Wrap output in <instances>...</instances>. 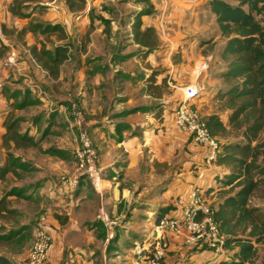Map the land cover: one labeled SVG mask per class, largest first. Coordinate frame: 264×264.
I'll use <instances>...</instances> for the list:
<instances>
[{"label": "crops", "instance_id": "1", "mask_svg": "<svg viewBox=\"0 0 264 264\" xmlns=\"http://www.w3.org/2000/svg\"><path fill=\"white\" fill-rule=\"evenodd\" d=\"M15 1L0 0L5 35L0 45V168L6 157L1 139L13 103L10 95L23 85L33 90V95L45 97L42 101L50 108L42 116H32H40L41 121L38 125L31 121L23 131L37 140L48 125L50 131L59 128L67 137L58 139L55 147L73 153L77 145L75 130L87 129L99 154L98 167L109 183L102 197L85 180L69 192L47 170L37 180L43 181L42 186L31 194L35 211H25L26 222L20 223L26 227L33 221L28 231L31 242L39 219L45 217L52 238L50 264H146L159 237L169 252L162 264H219L222 258L206 250L192 251L181 236L170 232L155 234L151 230L144 238L133 232L136 223L132 221L143 212L156 220L166 208L170 209L162 215L171 216L174 200L193 184L208 191L216 208L232 194L231 187L221 183L231 170L229 166L214 164L200 182L196 181L194 169L204 164L207 148L194 144L174 122L180 90L195 87L198 92L190 102L193 107L204 118L217 115L224 125L228 124L230 111L221 108L227 86L220 78L227 69L221 59L226 40L211 12L215 0H196L189 8L177 5L176 0ZM222 1L233 5L231 0ZM14 5L20 8L15 14L11 12ZM30 24H59L67 40H47L29 33ZM144 32L145 45L140 43ZM42 44L48 50L70 45L69 58L61 65L56 81L29 53L32 46L40 48ZM11 53H15L16 61L8 68L5 62ZM201 65L205 69L199 72ZM72 105L80 117L74 116ZM44 120L38 136L36 128ZM28 151L34 150L14 154L20 158V152ZM56 160L64 164L63 173L72 174L74 162ZM36 169L41 170L38 166ZM14 199L8 197L9 209L21 215L23 211L16 210ZM250 205L259 208L252 200ZM101 211L111 218L114 227L105 228L96 220ZM2 226L11 229L7 224ZM29 244L21 253L0 257L10 264H26ZM136 246L142 249L140 255Z\"/></svg>", "mask_w": 264, "mask_h": 264}, {"label": "trees", "instance_id": "2", "mask_svg": "<svg viewBox=\"0 0 264 264\" xmlns=\"http://www.w3.org/2000/svg\"><path fill=\"white\" fill-rule=\"evenodd\" d=\"M231 1L233 5L222 0H215L210 5L221 37L226 40L221 59L227 64V69L220 78L227 87L222 95L225 101L221 108L230 111V115L227 125H224L217 115L205 118V123L209 134L219 143V152L214 163L218 166H229L231 169L221 183L223 186H230L232 194L224 197L218 208L213 204L215 220L224 238L223 248L227 252L219 264H255V245L264 244V218L261 209L250 205L264 178V144L258 140L260 133L264 131V0ZM16 9L20 8L14 5L11 12L15 14ZM27 32L38 33L47 40L52 37L58 42L67 40L59 24H30ZM145 34L146 32L141 34L143 39L141 38L140 43L143 45ZM135 39L138 42V37ZM69 48V44H61L48 50L42 44L40 48L32 46L29 53L47 76L56 81L61 65L69 58ZM21 92L14 91L10 95L13 103L10 104V111L4 122L5 133L1 140L6 157L4 165L0 168L2 183L6 182L9 175L20 179L21 174L34 171L32 166L23 163L14 154L15 151L38 150L61 160L67 155V152L57 148H40L42 139L49 132V125L37 140L21 129L23 120L16 117L15 112L39 106L41 103L40 96H33V90H24L22 96ZM32 121L38 125L41 117H34ZM79 129L75 130L76 134ZM226 136H231V139L225 140ZM10 196L22 199L19 190L3 194L0 197V219L16 215V211L9 209L7 199ZM169 209L160 211L156 223L165 217L162 214L167 213ZM56 218L60 220L59 217ZM60 223L63 224L64 221L60 220ZM26 229L29 231L31 227L6 230L0 224V245L12 246ZM188 248L192 251L199 250L196 247ZM149 256L150 253L145 262ZM0 264L10 262L0 257Z\"/></svg>", "mask_w": 264, "mask_h": 264}, {"label": "built area", "instance_id": "3", "mask_svg": "<svg viewBox=\"0 0 264 264\" xmlns=\"http://www.w3.org/2000/svg\"><path fill=\"white\" fill-rule=\"evenodd\" d=\"M186 4L193 3L196 0H181ZM5 42V35L0 23V45ZM16 55L11 53L5 62V66L11 68L15 65ZM200 66L199 72L204 70ZM193 87V86H192ZM189 88L180 90L181 99L178 102L174 113L175 125L190 135L191 141L199 146H205L207 153L204 158V164L195 168V178L200 182L204 178L206 170H209L215 163L219 152V143L208 131L205 118L190 103L197 94L190 98ZM75 117H80L76 111L75 105H72ZM77 145L73 151L74 171L73 173L59 178L58 184L62 189L74 192L82 180L88 182L93 190L99 195L105 193L109 188V183L105 181L99 167V154L93 145L91 137L85 128L78 130L76 134ZM172 215L163 217L156 223V231L159 233L170 232L181 236L187 247L204 249L216 255V258H225L227 252L224 250V238L221 236L219 225L215 220V208L211 202L207 191L203 190L199 184H193L186 194L179 196L172 203ZM96 220L105 228L114 227L111 218L101 211ZM52 244V238L46 226V218L41 217L34 229V236L28 250L26 264H50L48 252ZM137 253L140 255L142 249L136 246ZM164 257L160 246L154 248L147 258V264H159Z\"/></svg>", "mask_w": 264, "mask_h": 264}, {"label": "rangeland", "instance_id": "4", "mask_svg": "<svg viewBox=\"0 0 264 264\" xmlns=\"http://www.w3.org/2000/svg\"><path fill=\"white\" fill-rule=\"evenodd\" d=\"M177 5L184 7V8H189L191 5V3L189 4H185L183 3L181 0H176ZM211 27H213L211 25ZM123 43L125 44V46H127V39L124 38ZM129 44V43H128ZM200 68V66H199ZM197 72V71H196ZM25 86H21V90L19 89V91L21 92V96L22 94L24 95V90H26V88H24ZM20 88V87H19ZM195 88V87H194ZM39 96L38 93H35L33 96ZM193 96V95H192ZM41 99V103L39 106H35V107H30L27 108V110H22V111H16L15 112V116L18 118H21L23 121L21 123V129L22 130H27L28 127L31 126V121H32V116H35L36 114H40V116H42V114L47 111H49V107L46 105V102L42 101L45 100V97L42 96ZM219 106V105H218ZM53 111V109H52ZM46 124V120L42 121L41 125L38 126L36 128V130L38 131V136H40L44 125ZM75 137H76V132H74ZM37 136V137H38ZM67 136H65V134L63 132H61V130L58 128L56 129L55 127H53V131L48 132V136L42 141V145H40V148L42 150H46L48 148H56L55 147V142L58 139H65ZM39 138V137H38ZM235 138V136L233 137ZM227 139H231L230 137H225V140ZM258 140L261 144H264V131L260 133ZM20 159H24V161L29 162L30 164H28L29 166H32L34 168V171L31 173H26V174H21V178L20 179H16L12 176H7L6 182L2 183L0 186V196H2V194H6L8 193L10 190V188H13L11 190L13 191H17L19 190L22 194V199H14L13 200V205L16 207V210H18V208L20 210L23 211V213H21V215L17 214L9 217V218H5V219H0V224L5 225L7 224V226L11 229H16L21 227L20 223L22 222H26L25 217H28L26 212H34L33 211V206L32 202H33V198L31 194H35L36 191H38L37 189H40L39 187H41L43 184V181H37L39 180V178H41L43 176V174L45 172H48L51 174V176L53 175V177H56L55 181H59V178L61 176H65L67 174L63 173L64 168L62 167L64 164H59L58 160H56V158L51 157L49 155H45L44 153H42V151H38V150H34V151H28V152H20L19 154ZM73 156L72 153H68L66 155V158H64L65 161H67L68 164L74 162V160H72ZM27 164V163H26ZM67 164V167H68ZM61 165V166H59ZM36 166L40 167L41 170L38 171L36 169ZM71 165H69L70 167ZM67 170V169H66ZM63 173V174H61ZM73 173V172H72ZM71 175V174H70ZM69 175V176H70ZM261 185L259 186V190L256 193L255 197L252 199V203L254 205H259V208L261 209V214L264 218V178L262 179ZM10 190V191H11ZM40 191V190H39ZM29 196V197H27ZM37 211V208H35ZM17 212V211H16ZM19 212V211H18ZM37 217V216H36ZM39 217V215H38ZM133 217V216H132ZM33 220V219H31ZM133 223H136L135 228H133V232L138 233L140 236H143L145 238V236L147 237V235L152 231H154V233L156 232V220H155V216L153 215H148V212H143V214L140 215H135L134 218H132ZM33 221H30L29 224L26 226V228L32 227L33 225ZM28 230L26 229V232L22 234L21 237H19L16 242L12 245V246H4V245H0V254H4L6 255H11L14 253H21V250L28 244H29V248L31 245V240L28 237ZM156 234V233H155ZM28 239V240H27ZM163 240L161 237L157 238L156 241H154L152 248H158L160 246L161 250L163 251L164 257L162 259V261L159 264H162V262L165 260V258H167V256L169 255V252L167 251L168 246L163 244ZM256 248V252H257V260L255 262V264H264V244L263 245H255ZM147 264V263H146Z\"/></svg>", "mask_w": 264, "mask_h": 264}, {"label": "bare ground", "instance_id": "5", "mask_svg": "<svg viewBox=\"0 0 264 264\" xmlns=\"http://www.w3.org/2000/svg\"><path fill=\"white\" fill-rule=\"evenodd\" d=\"M197 89H198V88H197ZM187 91H190V94H189L190 98H191L192 95H194V93H195V89H194V88H190V89H188Z\"/></svg>", "mask_w": 264, "mask_h": 264}]
</instances>
